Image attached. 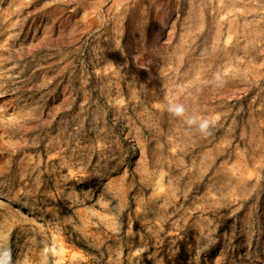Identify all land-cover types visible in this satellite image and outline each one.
Listing matches in <instances>:
<instances>
[{"label": "rangeland", "instance_id": "rangeland-1", "mask_svg": "<svg viewBox=\"0 0 264 264\" xmlns=\"http://www.w3.org/2000/svg\"><path fill=\"white\" fill-rule=\"evenodd\" d=\"M0 246L264 264V0H0Z\"/></svg>", "mask_w": 264, "mask_h": 264}, {"label": "clouds", "instance_id": "clouds-1", "mask_svg": "<svg viewBox=\"0 0 264 264\" xmlns=\"http://www.w3.org/2000/svg\"><path fill=\"white\" fill-rule=\"evenodd\" d=\"M213 80L216 87H223L225 84L218 73L214 75ZM166 110L171 116L180 119L189 129H194L201 137L211 136L219 120V116L215 114L207 116L190 114L185 105L179 102L168 103ZM0 264H13L9 248L0 246Z\"/></svg>", "mask_w": 264, "mask_h": 264}]
</instances>
